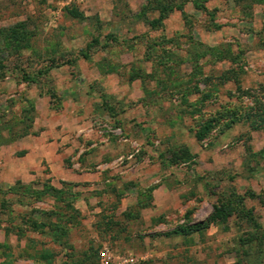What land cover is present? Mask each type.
Masks as SVG:
<instances>
[{"label":"rangeland","instance_id":"obj_1","mask_svg":"<svg viewBox=\"0 0 264 264\" xmlns=\"http://www.w3.org/2000/svg\"><path fill=\"white\" fill-rule=\"evenodd\" d=\"M23 138L47 160L0 180V264H235L264 231V0H0V149Z\"/></svg>","mask_w":264,"mask_h":264},{"label":"trees","instance_id":"obj_2","mask_svg":"<svg viewBox=\"0 0 264 264\" xmlns=\"http://www.w3.org/2000/svg\"><path fill=\"white\" fill-rule=\"evenodd\" d=\"M167 7H163L161 9V17L164 16V12L167 11ZM68 13L73 18H79L83 19L84 16L82 13H80L78 10L75 9H68ZM16 29H12V32L15 33ZM12 35V34H11ZM13 36V35H12ZM3 68V66H1ZM211 128V121L207 122L204 127L201 129V131L198 133L197 138L201 139L202 136H204L209 129ZM29 132L28 127H25L23 130V133L21 136H26ZM8 142L10 141H4ZM190 154L186 149H183L180 153L173 154V157L170 160H167L168 165L176 164L180 160H183L185 158H189ZM17 185L21 184L20 180H17ZM14 187L12 186L11 189ZM49 190H52L54 195L58 194L60 191L58 189H55L53 187H45V191H40V195L46 194L45 192H48ZM38 193V192H37ZM231 214L230 207L225 208L223 205H214V210L210 217L202 223L192 224V225H185L181 226L178 229H176L173 233L174 234H180L182 236H189L193 233H200L207 229L210 224H220L224 223L226 218ZM45 225L35 224V228L38 230L41 227H44ZM43 234H46L50 236L55 242L61 243L62 242V235L55 230V228L50 229V231H42ZM235 256L237 258V261L235 264H264V231L262 230L261 226L258 224H253V227L250 232L246 233L244 236H241L237 241V249L235 250ZM43 259H49L50 256L45 255L42 257Z\"/></svg>","mask_w":264,"mask_h":264},{"label":"crops","instance_id":"obj_3","mask_svg":"<svg viewBox=\"0 0 264 264\" xmlns=\"http://www.w3.org/2000/svg\"><path fill=\"white\" fill-rule=\"evenodd\" d=\"M27 150V152L18 160L13 161L12 156L15 149ZM45 150L40 144L33 143L31 145L26 138L20 139L12 145L1 147L0 149V180L8 185H12L16 180L20 179L24 182L31 180L30 170L39 167L42 158L47 160L44 154Z\"/></svg>","mask_w":264,"mask_h":264},{"label":"built area","instance_id":"obj_4","mask_svg":"<svg viewBox=\"0 0 264 264\" xmlns=\"http://www.w3.org/2000/svg\"><path fill=\"white\" fill-rule=\"evenodd\" d=\"M138 259L133 255L115 256L107 246L103 247L100 252L99 264H137Z\"/></svg>","mask_w":264,"mask_h":264}]
</instances>
